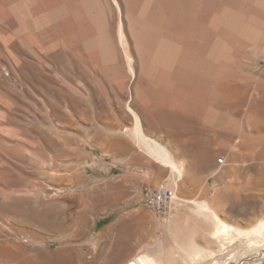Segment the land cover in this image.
Masks as SVG:
<instances>
[{
	"label": "rangeland",
	"instance_id": "1",
	"mask_svg": "<svg viewBox=\"0 0 264 264\" xmlns=\"http://www.w3.org/2000/svg\"><path fill=\"white\" fill-rule=\"evenodd\" d=\"M116 1L0 0V245H24L51 264H128L165 248L184 264L181 246L206 245L207 227L193 219L194 236L171 234L170 220L144 206L143 192L170 173L134 162L142 154L127 131L128 106L188 161L181 197L217 192L228 221L242 227L264 218V125H244L264 102L255 95L264 94V0ZM198 141L213 156L206 165ZM239 155L230 185L229 156ZM211 170L226 179L218 184ZM94 180L97 199L80 187ZM109 185L119 189L105 200ZM233 252L200 264H264V247Z\"/></svg>",
	"mask_w": 264,
	"mask_h": 264
},
{
	"label": "bare ground",
	"instance_id": "2",
	"mask_svg": "<svg viewBox=\"0 0 264 264\" xmlns=\"http://www.w3.org/2000/svg\"><path fill=\"white\" fill-rule=\"evenodd\" d=\"M114 2L119 7L118 2L116 0H114ZM122 26L123 25L120 24L119 39L124 49V54H126L125 57L127 58L126 61H128L130 72L134 75L135 71L132 64L133 59L127 49V43ZM128 111L132 115L133 124L127 131L131 133V138L134 145L138 148L140 154H142L138 155L136 158L134 157V162L138 163L140 166H148L146 164L149 162L160 164L163 167L167 168L170 173L164 184L157 186V188L161 186L170 188L175 192V197L172 205L173 212L171 217L169 218L170 222L167 226L170 233L177 235L180 233L189 237L194 236V233H190L187 228L190 220L193 219L197 223L207 227L206 229H204V232L202 231L204 233V238L207 241L206 245H200L198 242L190 240L189 242L186 241L188 243L187 245L181 246V251L183 252V263L200 264V262H203L207 258H213L216 255L218 257V255L220 256L221 254L224 255L226 253L229 254L233 251L236 252L234 257L237 258L238 256H245L251 252L257 250L259 251L260 247H264V218L256 221L254 224L252 223V225L248 227H242L228 221V219L224 215V210L220 206V199L217 197V192L213 194L212 197L201 200H189L181 197L179 195V189L181 186L180 183L185 179L186 175L188 176L190 172L188 161L181 156L180 150L175 146V144L170 141H166L164 143L161 140L162 137H159L158 139L149 135L143 125L142 117L132 107L128 106ZM197 145L198 149L200 150V154H197L198 164L206 165L208 162H211L213 160V156L208 150L205 141L204 143H202V141H198ZM100 146L97 145V148L101 149L102 155L105 158H111L113 162L123 167L131 165L132 162L130 163V160H128L127 158L118 157L113 154L114 148L117 150H119V148L123 149L122 146L120 147L117 144H113L114 148H112V146L110 145V150L109 148ZM117 152H120V150ZM129 172L131 173V170ZM140 173L148 178L149 173L147 172V170L141 171ZM222 173L223 174H218V172L215 173V171L212 172L211 170V173L208 177L215 178V180H217L219 184L220 181L222 182V180L226 179V177L224 176V170ZM96 183L97 181L94 180L89 183H84L80 187L84 189L87 188L86 190H84L85 193L93 198H96ZM118 189V186H107V188L101 191V195H103L106 200V198H110L111 195H109V193L111 191H116ZM112 195L117 198L121 197L120 193H114ZM191 225L189 226V230L193 226ZM200 229L201 228H199V230ZM44 253L47 254L46 252H41V254ZM157 254L158 255H147L140 252V254L131 259L128 264L167 263L162 260V257H170V262H168L167 264H177L175 262V258H172V255L168 253L167 249L160 248L159 253ZM50 258L51 257L46 256L41 257L40 253L37 254L35 252H30L24 245L21 244L8 243L6 245H0V264H51V262L54 261H51L53 258ZM64 258L62 259L65 260ZM46 259H48L49 262ZM222 264L225 263L222 262Z\"/></svg>",
	"mask_w": 264,
	"mask_h": 264
},
{
	"label": "built area",
	"instance_id": "3",
	"mask_svg": "<svg viewBox=\"0 0 264 264\" xmlns=\"http://www.w3.org/2000/svg\"><path fill=\"white\" fill-rule=\"evenodd\" d=\"M219 164H225V158L219 159ZM175 192L166 187L147 189L143 192L142 201L145 207L152 210L157 217L169 219L172 215Z\"/></svg>",
	"mask_w": 264,
	"mask_h": 264
},
{
	"label": "crops",
	"instance_id": "4",
	"mask_svg": "<svg viewBox=\"0 0 264 264\" xmlns=\"http://www.w3.org/2000/svg\"><path fill=\"white\" fill-rule=\"evenodd\" d=\"M257 97H261V101H264V94L260 93V94H255ZM255 108L254 110V114H253V119L249 118L248 123H245L244 125H248V126H258V125H264V116H262V112H264V102H261L259 104H255L253 106ZM245 108V107H244ZM260 111L261 115H256L258 112ZM240 147L246 148L248 147V144L243 141L242 143H240ZM255 147H262L261 144H259L258 146L255 145ZM262 152L259 153L258 156H255L254 158V165L256 166V170L258 173L261 172L262 170V164H263V159L261 156ZM238 159H236V156H229V160H230V164H229V170H231V172L229 173V178L228 181L230 182V185L233 183V181H235L236 177V173L241 170L243 161H242V156H237ZM229 185V186H230Z\"/></svg>",
	"mask_w": 264,
	"mask_h": 264
}]
</instances>
